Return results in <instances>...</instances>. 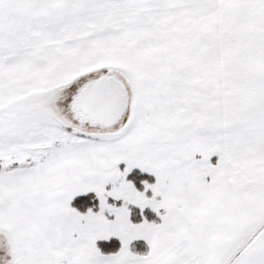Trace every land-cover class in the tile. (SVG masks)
<instances>
[{"label": "snow or ice", "instance_id": "obj_1", "mask_svg": "<svg viewBox=\"0 0 264 264\" xmlns=\"http://www.w3.org/2000/svg\"><path fill=\"white\" fill-rule=\"evenodd\" d=\"M0 264H264V0H0Z\"/></svg>", "mask_w": 264, "mask_h": 264}]
</instances>
